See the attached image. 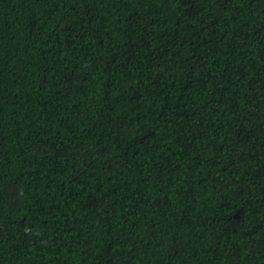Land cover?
<instances>
[{
    "label": "trees",
    "instance_id": "1",
    "mask_svg": "<svg viewBox=\"0 0 264 264\" xmlns=\"http://www.w3.org/2000/svg\"><path fill=\"white\" fill-rule=\"evenodd\" d=\"M0 264H264V0H0Z\"/></svg>",
    "mask_w": 264,
    "mask_h": 264
}]
</instances>
